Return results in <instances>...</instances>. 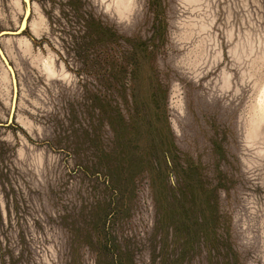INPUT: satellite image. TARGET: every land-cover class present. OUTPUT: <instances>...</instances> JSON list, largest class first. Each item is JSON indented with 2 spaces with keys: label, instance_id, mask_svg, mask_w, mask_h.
Masks as SVG:
<instances>
[{
  "label": "rangeland",
  "instance_id": "1",
  "mask_svg": "<svg viewBox=\"0 0 264 264\" xmlns=\"http://www.w3.org/2000/svg\"><path fill=\"white\" fill-rule=\"evenodd\" d=\"M0 44V264H264V0H31Z\"/></svg>",
  "mask_w": 264,
  "mask_h": 264
},
{
  "label": "water",
  "instance_id": "2",
  "mask_svg": "<svg viewBox=\"0 0 264 264\" xmlns=\"http://www.w3.org/2000/svg\"><path fill=\"white\" fill-rule=\"evenodd\" d=\"M22 1L24 2L25 7H26V11H25V15H24L22 23L20 24V26L16 30H2V31H0V39L5 35H17V34H20L26 30L27 25H28V19H29L30 13H31V0H22ZM24 21H26V22H24ZM0 58H1L2 62L4 63V65L6 66L7 70L9 71L10 75H11L12 84H13V88H14V98H13V102H12V112H11V117H10V120H12L15 105H16L18 83H17V78H16L14 67L10 63L6 54L4 53V51L1 47V44H0Z\"/></svg>",
  "mask_w": 264,
  "mask_h": 264
},
{
  "label": "trees",
  "instance_id": "3",
  "mask_svg": "<svg viewBox=\"0 0 264 264\" xmlns=\"http://www.w3.org/2000/svg\"><path fill=\"white\" fill-rule=\"evenodd\" d=\"M108 58L110 59V57L108 56ZM108 63H111L109 60H108ZM125 63H127L125 60H124V63H123V61L121 62V64L118 66V68H120V72H121V74H123V76L125 77L126 76V74H127V72L125 71V75H124V70L127 68V67H125ZM111 65V64H110ZM109 65V67H108V70H110V73L111 74H109L110 75V77L112 78V77H114V66H110ZM112 65H114L113 63H112ZM118 68H116V70H118ZM113 72V73H112ZM123 78V77H122Z\"/></svg>",
  "mask_w": 264,
  "mask_h": 264
},
{
  "label": "bare ground",
  "instance_id": "4",
  "mask_svg": "<svg viewBox=\"0 0 264 264\" xmlns=\"http://www.w3.org/2000/svg\"><path fill=\"white\" fill-rule=\"evenodd\" d=\"M23 21V20H22ZM24 22H26V21H24ZM22 23V22H21ZM25 24V23H24Z\"/></svg>",
  "mask_w": 264,
  "mask_h": 264
}]
</instances>
